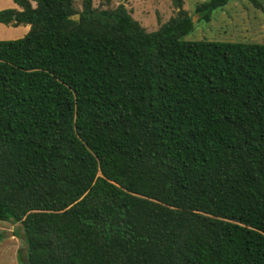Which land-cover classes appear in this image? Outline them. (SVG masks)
I'll return each instance as SVG.
<instances>
[{
    "label": "trees",
    "instance_id": "16d2710c",
    "mask_svg": "<svg viewBox=\"0 0 264 264\" xmlns=\"http://www.w3.org/2000/svg\"><path fill=\"white\" fill-rule=\"evenodd\" d=\"M11 1L0 24L28 30L0 40V222L18 264H264V44L183 41L182 0L152 32L121 4Z\"/></svg>",
    "mask_w": 264,
    "mask_h": 264
},
{
    "label": "rangeland",
    "instance_id": "374dc122",
    "mask_svg": "<svg viewBox=\"0 0 264 264\" xmlns=\"http://www.w3.org/2000/svg\"><path fill=\"white\" fill-rule=\"evenodd\" d=\"M204 1L207 0H182L181 9L187 15L194 17L195 21L191 32L182 37L183 41L264 44V10L254 8L249 0H232L224 7L213 11L208 22H203L198 21L193 9L195 5ZM257 1L264 8V0ZM118 4L123 5L131 18L146 32L155 31L169 18L176 16L178 11L171 0L91 1L92 8L96 10L113 9ZM73 7L80 9L79 0H73ZM12 8L14 7L11 0H0V11ZM11 33V30L0 32V40H13L12 37L7 36ZM19 235L18 224L0 222V264H18V250L23 254L24 248Z\"/></svg>",
    "mask_w": 264,
    "mask_h": 264
},
{
    "label": "crops",
    "instance_id": "0c3cea01",
    "mask_svg": "<svg viewBox=\"0 0 264 264\" xmlns=\"http://www.w3.org/2000/svg\"><path fill=\"white\" fill-rule=\"evenodd\" d=\"M12 2V1H11ZM13 4V3H12ZM13 7L12 9H16L18 10V8L13 4ZM8 30H11L12 33L7 35V36H10L13 38V40L15 38H20L22 37L28 30V27L25 26V25H19L17 27H10V26H5V25H2L0 24V32L2 31H8ZM12 40V39H11Z\"/></svg>",
    "mask_w": 264,
    "mask_h": 264
},
{
    "label": "water",
    "instance_id": "95a60500",
    "mask_svg": "<svg viewBox=\"0 0 264 264\" xmlns=\"http://www.w3.org/2000/svg\"><path fill=\"white\" fill-rule=\"evenodd\" d=\"M69 19H70V20H75V21H76V20H78V15H77V14L72 15V16L69 17ZM191 22H192V24H194V22H195V21H194V17H191ZM9 234L11 235V233H9Z\"/></svg>",
    "mask_w": 264,
    "mask_h": 264
}]
</instances>
